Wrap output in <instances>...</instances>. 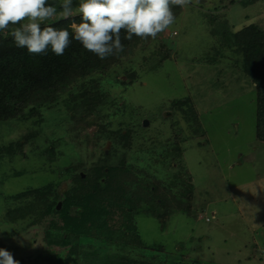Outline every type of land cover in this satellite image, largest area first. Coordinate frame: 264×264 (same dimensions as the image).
<instances>
[{
	"label": "rangeland",
	"instance_id": "rangeland-1",
	"mask_svg": "<svg viewBox=\"0 0 264 264\" xmlns=\"http://www.w3.org/2000/svg\"><path fill=\"white\" fill-rule=\"evenodd\" d=\"M76 1L73 8L78 7ZM229 1L224 0L227 7L217 10V17L225 14L235 29L264 21V0ZM215 5L221 6L211 0L205 4L211 9ZM161 42L170 54L162 61L164 50L153 54ZM215 42L209 15L182 7L169 29L156 39L137 40L109 74L100 76L107 100L99 114L75 117L62 103L64 94L58 105L38 107L35 115L9 125L0 122V147L22 144L12 156L0 151V248L11 252L18 264H48L47 250L58 252L60 245L50 243L52 233L44 230V222L37 229L5 221V209L16 204L9 196L46 183L61 195L71 185L72 173L89 172L97 161L112 163L121 153L103 156L112 145L105 135L99 136V125L111 128L124 121L136 133L134 146L126 150L128 162L170 182L179 162L173 158L168 163L165 152L174 140L180 143L179 160L195 190L191 213L175 210L162 220L139 214L143 241L163 247L152 253L165 264H264V142L255 135L256 92L249 77L225 60L216 66L198 61ZM185 97L200 114L199 131L189 130L174 106ZM167 111L171 114L165 115ZM30 129L37 134L23 141L21 136ZM58 138L56 154L47 160L40 153ZM84 244L89 249L104 247L96 240Z\"/></svg>",
	"mask_w": 264,
	"mask_h": 264
},
{
	"label": "trees",
	"instance_id": "trees-1",
	"mask_svg": "<svg viewBox=\"0 0 264 264\" xmlns=\"http://www.w3.org/2000/svg\"><path fill=\"white\" fill-rule=\"evenodd\" d=\"M208 1L192 0L184 7L202 9L209 15V32L216 41L211 53L198 61H207L210 66H216L225 60V63L234 65L249 77L256 92L255 135L259 141L264 142V24L259 25L262 20L259 19L258 23L235 29L225 14L217 17V10L227 7L224 0H211L221 4L212 7L214 9L206 8ZM235 1L230 0L229 4ZM48 4H54L58 13L62 10L61 0H48ZM76 4L77 1L73 0V7ZM172 10L176 18L182 7L174 6ZM255 10L259 11L258 8ZM80 19V15L74 16L77 23ZM72 22V19L63 20L59 15L45 22L56 28L69 29L72 42L61 56L55 55L50 48L46 55L30 54L26 48L15 47L11 37L7 40L0 37L1 123L9 125L26 115H35L38 107L50 103L58 105L64 94L66 97L62 103L75 117L78 114L88 117L102 111L107 94L106 87L104 90L100 85V76L104 77L112 71L111 67L118 64L121 53L100 59L74 39L70 27ZM125 35L122 30L125 50L137 40H144L135 35L132 40H127L123 38ZM157 48L153 54L164 50V54H160V61L170 56L167 44L161 42ZM174 106L181 113L188 129L197 127L199 131L200 114L191 98H180ZM127 124L121 121L117 127L111 128L99 125V136L105 135L112 145L110 153L103 152V156L114 155L116 151L121 154L112 163L97 161L89 172L72 173V183L61 195L55 185L46 183L9 196L16 204L5 209V221L23 223L26 227L37 229L44 222V230L52 233L50 243L60 245L61 250L58 252L47 250L50 254L48 264H165L152 253L163 247L158 244L147 245L143 241L136 219L142 213L161 220L175 210L191 213L195 193L192 178L179 160L182 152L180 143L174 140L165 152L167 159H170L168 163L173 158L179 162V169L171 174L173 179L170 182L128 162L126 150L134 146L136 133ZM36 134L37 131L30 129L21 139L28 141ZM50 143L40 153L47 160L56 154L57 146L53 145L59 146L60 139H52ZM21 145V142H10L3 144L0 151L12 156L15 147ZM79 165L70 168L77 169ZM16 174L20 175L21 170ZM62 195V206L56 209L57 200ZM91 240L102 243L104 247L100 250L89 249L84 243ZM145 248L151 250L149 254L142 251Z\"/></svg>",
	"mask_w": 264,
	"mask_h": 264
},
{
	"label": "clouds",
	"instance_id": "clouds-1",
	"mask_svg": "<svg viewBox=\"0 0 264 264\" xmlns=\"http://www.w3.org/2000/svg\"><path fill=\"white\" fill-rule=\"evenodd\" d=\"M192 0H79L76 11L73 0H61L59 13L48 0H0V37H9L17 48L28 53L46 55L49 48L64 54L72 40L68 27L56 28L46 21L59 15L72 19L74 39L100 59L118 55L125 50L123 37L156 39L175 23L174 6L185 7ZM80 15V22L74 20ZM43 25V27H42ZM0 264H18L7 249L0 248Z\"/></svg>",
	"mask_w": 264,
	"mask_h": 264
},
{
	"label": "water",
	"instance_id": "water-1",
	"mask_svg": "<svg viewBox=\"0 0 264 264\" xmlns=\"http://www.w3.org/2000/svg\"><path fill=\"white\" fill-rule=\"evenodd\" d=\"M165 113H166L165 115H168V114H171V111L170 112L167 111ZM148 122H149L148 119H143L142 125H147ZM62 200H63V195L59 197V200H57L56 209H60L61 208Z\"/></svg>",
	"mask_w": 264,
	"mask_h": 264
},
{
	"label": "built area",
	"instance_id": "built-area-1",
	"mask_svg": "<svg viewBox=\"0 0 264 264\" xmlns=\"http://www.w3.org/2000/svg\"><path fill=\"white\" fill-rule=\"evenodd\" d=\"M173 34H176V32H174Z\"/></svg>",
	"mask_w": 264,
	"mask_h": 264
},
{
	"label": "crops",
	"instance_id": "crops-1",
	"mask_svg": "<svg viewBox=\"0 0 264 264\" xmlns=\"http://www.w3.org/2000/svg\"><path fill=\"white\" fill-rule=\"evenodd\" d=\"M213 214H215V212H213Z\"/></svg>",
	"mask_w": 264,
	"mask_h": 264
}]
</instances>
